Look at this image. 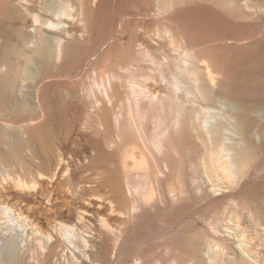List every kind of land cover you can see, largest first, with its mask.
<instances>
[{"label":"bare ground","instance_id":"1","mask_svg":"<svg viewBox=\"0 0 264 264\" xmlns=\"http://www.w3.org/2000/svg\"><path fill=\"white\" fill-rule=\"evenodd\" d=\"M112 2L0 13V264H264V111L226 69L264 0Z\"/></svg>","mask_w":264,"mask_h":264},{"label":"rangeland","instance_id":"2","mask_svg":"<svg viewBox=\"0 0 264 264\" xmlns=\"http://www.w3.org/2000/svg\"><path fill=\"white\" fill-rule=\"evenodd\" d=\"M123 1L124 0H114V2L111 3V5L114 7V10H116V8H118V7L119 8L120 7H125V9L127 11H129L130 13L133 14V13H137L138 10H140V8H143V6H146V0H126L125 2H123ZM9 2H11V0H0V13H3L4 10H6L8 8L9 5H7V4H9ZM139 4H140V6H139ZM3 8H6V9H3ZM131 8H133V9H131ZM111 10H113V9H111ZM40 13L43 15V17L46 15V13L43 11V9L40 10ZM70 24H71V29H72V22H70L68 24L69 26L68 25H66V26H68L69 29H70ZM149 27L150 26H146L145 29H143V31L144 30H149ZM2 28L6 29L8 32L10 31V28L8 27V25H6V26H1L0 25V29H2ZM141 33H142L141 31L137 32L136 38H137L138 41H141V40L143 41L144 40L143 39L144 36H142L143 34H141ZM123 35L124 34H121L119 36L122 37L124 42L126 41L125 47H127L128 40H125L126 39L125 37H127V39H128L129 35H127V36H125V35L123 36ZM155 41H156V44L154 43V47H156V48L160 47L162 42H160L158 39L155 40ZM258 43L259 44L257 46H255V47H251V48L245 49V51H243L241 55L234 56V57L231 56L230 58L226 57V62H227L226 69H227V73H228V79H229L230 83L238 84L239 88H241L242 91L238 95V99L240 98L239 99L240 101L239 100L238 101L241 104L240 106L242 108L246 105L245 108H244L246 111H258V110L264 111V106H263L264 105V64H263L264 63V44H263L264 43V39L262 41L258 42ZM157 44H160V45L158 46ZM162 50H163V52L164 51L166 52L167 48L166 49L162 48ZM220 54H218V55H220ZM229 59H230V61H229ZM261 63H262V65H261ZM235 64H237V65L234 66ZM243 67H244V69H243ZM239 69L242 70V71H240ZM80 71H82V70H80ZM243 71H245V72H243ZM81 73L82 72H80L79 77H84L83 74H81ZM243 74L244 75L246 74V75L244 76ZM253 75H254V77H253ZM257 75H258V77H257ZM259 77H260V79H259ZM28 81H29V79H28ZM249 81H250V83H249ZM241 86H243V88ZM251 88H252V90H251ZM247 91H249L250 93L247 92ZM251 91H252V93H251ZM247 101H248V103H247ZM261 143H262L261 145L264 146V144H263L264 143V138H263ZM76 144L78 145V143L77 142L75 143L74 148H73V152L75 154H79V153H81V150H80L79 146H78L79 149L77 148ZM59 194H58V200L59 201L57 200L58 206H57L56 212L57 211H59V212H67L68 209H69V204L66 203L67 199H63V198H65L63 196V194H60V195ZM258 196H259V198H261L263 195H262V193H258ZM59 198H61V199H59ZM51 213L45 212L44 214L40 215L41 217H43V218H40L41 221H45L43 223L44 224L43 227H46V224H49L48 222H50V223L53 222V220H54V216L53 215H55L54 214L55 212H51Z\"/></svg>","mask_w":264,"mask_h":264}]
</instances>
